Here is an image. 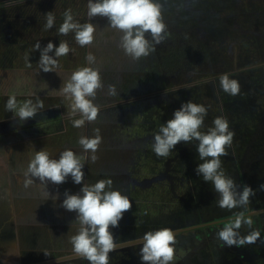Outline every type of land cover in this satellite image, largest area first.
<instances>
[{
  "label": "rangeland",
  "instance_id": "obj_1",
  "mask_svg": "<svg viewBox=\"0 0 264 264\" xmlns=\"http://www.w3.org/2000/svg\"><path fill=\"white\" fill-rule=\"evenodd\" d=\"M179 1L170 0V2L164 3V22L168 32L165 41L177 32L186 34L187 30L191 29H189V24L194 25V30L198 31L200 35L209 38L200 41L205 42L204 45L201 43L198 45L200 51L203 48L206 52L199 56L201 60L196 65H192L194 64L192 63L189 66L186 65L184 69L170 73L167 76L166 85H169L171 90H177L193 86L201 80L206 79L207 81L212 78V75L223 74V72L231 74L229 78L236 79L241 86L240 93L248 92V99L251 101L247 100L249 106L246 108L247 111L238 108L243 99L237 97L238 95H228L222 90L219 83V86L210 83L206 87L208 96L210 99H218L213 95L215 92H220L226 98H233V101H228L227 107L224 108L225 117L227 120H231L230 123L238 121L243 123L246 128V125L251 121L261 119V112H256L259 111V106H256L254 96L264 91L263 79L246 71L251 69L256 73L264 70V0H191L188 3L190 6L187 11L177 12L176 7ZM161 2L163 3L162 0ZM201 3L203 4L201 9L195 10ZM87 4L88 0H23L0 11V18L14 20V23L11 22L10 28L7 29V43L0 35V101L1 99L7 101V95H15L18 102L21 103L28 99L35 101L37 97L43 101L44 109L39 113L45 123L40 127L43 136L34 140L36 147L58 156L66 148H71L75 153L82 154V149L78 144L79 138L81 136L92 137L95 135L94 129H99L102 143L96 153L98 156L96 162L102 168L108 167V164L103 165V156L109 153L110 163L119 164L127 171L126 179L144 178L143 174H139V161H135V154L138 152L137 149L141 148L140 146H146L149 143L144 141L146 136H143L145 134L143 130L130 125L129 122L132 124L138 122L143 106L148 100L147 95L118 99L113 103L103 105L94 102L100 108L97 120L86 123L81 128H75L67 115L66 101L57 94L58 89L63 86V82L70 74L77 68L86 65L85 57L89 52L96 57L95 65L100 64L101 71L105 70L102 74L104 88L107 85L106 71L114 69L116 72H120L124 69V64L127 63V56L115 50L118 48L116 43L119 42L120 34L108 27V20L105 17L97 16L89 21ZM209 8L211 10H208ZM66 9H71L74 19L80 23L90 22L96 25V38L92 45L82 48L75 42L74 33H69L67 36L58 34L57 29L63 22V13ZM219 9H226L228 13L219 11ZM175 10L176 12H174ZM49 11L55 16V24L52 29L46 31L44 24ZM17 22H20L21 30L16 28L15 23ZM0 24L2 23L0 22ZM173 29L177 30L173 32L174 35H172ZM61 40L67 41L72 50L67 56L59 58L60 66L56 70L59 75L56 72L39 70L40 53L38 50H33V45L39 41L43 47L51 41L58 46ZM242 44H245V47ZM247 45L248 47H246ZM2 50L4 53L1 52ZM82 57H84L83 61ZM7 59L8 61L4 63ZM254 85L261 87L257 88L258 92H253L255 95L251 93V88ZM201 88L203 89L204 86L197 89L201 90ZM7 114L14 116L11 111H8ZM258 135L256 147L251 148L249 154L253 165L245 169L249 177L247 185L255 190V195L251 197V205L264 209V190L260 188V185L264 184V126ZM30 153L32 154L31 150ZM89 163L91 162L86 161L82 169L84 173L82 183L86 181L85 174ZM119 177L122 175L120 174ZM68 179H71V176ZM76 188L79 193L81 187Z\"/></svg>",
  "mask_w": 264,
  "mask_h": 264
},
{
  "label": "clouds",
  "instance_id": "obj_2",
  "mask_svg": "<svg viewBox=\"0 0 264 264\" xmlns=\"http://www.w3.org/2000/svg\"><path fill=\"white\" fill-rule=\"evenodd\" d=\"M164 4L161 0H88L87 17L89 21L97 16L108 20V27L116 30L119 36L118 47L133 61L148 57L156 51V46L163 43L167 36V25L164 22ZM55 16L49 11L46 14L44 29L54 27ZM96 25L80 23L74 19L71 9L63 13V22L59 25V35L67 36L74 33V40L80 47L94 43ZM33 50L40 53L38 66L44 72H56L59 58L67 56L72 50L67 41L61 40L58 46L49 41L41 47L39 41L33 45ZM86 65L74 70L58 89V95L66 101L67 115L75 128H81L86 123L95 122L100 108L94 103L98 90H103L99 68L93 67L96 57L89 52ZM58 74V73H57ZM59 75V74H58ZM220 86L230 96L240 94V84L227 74L221 75ZM109 96H116V88L109 84ZM5 110L11 111L21 122L35 117L44 109V103L38 97L35 101L28 99L18 102L15 95H7ZM208 109L191 101L182 103L173 112L154 135L152 150L158 157L167 158L174 147L180 143L191 144L196 141V151L200 163L195 171L205 182H210L218 194L217 205L221 209H247L255 190L248 185L240 186L230 176L226 175L221 157L229 155L234 131L230 130L229 122L224 117H216L207 131H202ZM92 137L81 136L78 144L82 154L75 153L71 148L64 149L59 159L50 158L47 150L33 151L22 176V185L28 188L38 179L46 186L50 181L62 184L71 176L73 183L82 184L79 193H64L62 207L75 212L71 222L77 225L76 231L69 236L72 252L88 264H109V253L117 250L118 245L110 226L116 228L123 214L130 211L132 202L128 196L112 188L110 178L98 179L94 183H82V171L86 161L95 163L96 155L102 143L99 129H94ZM264 190V184L260 185ZM253 220L244 211L237 213L227 221L216 233L222 246H244L256 244L261 240L258 230H251L241 235L240 229L252 228ZM176 233L172 228H159L143 234L140 248V259L144 264H172L175 260Z\"/></svg>",
  "mask_w": 264,
  "mask_h": 264
},
{
  "label": "flooded vegetation",
  "instance_id": "obj_3",
  "mask_svg": "<svg viewBox=\"0 0 264 264\" xmlns=\"http://www.w3.org/2000/svg\"><path fill=\"white\" fill-rule=\"evenodd\" d=\"M21 1L23 0H0V11ZM162 1L163 4L170 2ZM190 1L180 0L176 9L187 11ZM202 5L198 4L195 10L201 9ZM13 21L0 18L2 23L0 35L3 36L5 43L8 42L7 29L10 28L11 22L14 23ZM19 23H15L16 28L21 30L22 26ZM203 37L201 35V38ZM1 52L4 53L3 50ZM7 61L8 59L4 63ZM5 104L6 101L1 99L0 264H88V261L72 252L69 243V236L77 228L75 223L71 224L76 213L62 207L65 191L76 194V187H82V184H75L72 179L67 178L62 184L57 185L49 181L44 186L36 179L32 186L23 187L22 173L33 151L45 150L36 147L34 143L35 139L43 136L40 127L45 120L39 113L36 115L37 119L30 118L21 122L17 117L7 114ZM250 150L251 148L245 149L247 155L250 154ZM49 154L50 158L59 159L58 155L51 152ZM89 167L90 165L87 170ZM88 171L85 174V183L91 184L98 180L91 178V172ZM244 179L243 183H239L238 179L237 184L247 185L248 178L245 176ZM154 182L157 180L150 181L145 178L121 180L122 187L124 189L128 187L129 194L126 196L132 202V208L123 214L118 227L110 226L109 230L116 239L118 248L109 253V264H144L140 259L143 234L165 227L172 228L177 238L175 260L172 264H264V244L260 241L252 245L222 246L216 237V233L227 221L244 211L246 216L253 220V225L251 229L247 227L240 229L241 235L258 230L261 240H264L263 208H257L250 203L247 209L237 208L229 211L217 205V198L206 195L190 197L191 202L199 200L201 204L198 201V204L189 203L190 206L183 205L174 210L173 195L168 198L158 195L156 187L152 185ZM132 191L138 193L132 196Z\"/></svg>",
  "mask_w": 264,
  "mask_h": 264
},
{
  "label": "trees",
  "instance_id": "obj_4",
  "mask_svg": "<svg viewBox=\"0 0 264 264\" xmlns=\"http://www.w3.org/2000/svg\"><path fill=\"white\" fill-rule=\"evenodd\" d=\"M222 11L228 13L226 9H222ZM174 12H176V10ZM177 12H180V10L177 9ZM177 29L180 30L178 27ZM189 29L190 30H187L186 34L177 32L175 35L173 32L177 30L173 29L172 35L174 36H171L167 41L157 45L156 51L148 57L133 61L127 56V63L124 64V69L120 72H116L114 69L107 70L108 76L107 80H105L107 83L106 88L98 90L94 100L98 105H103L106 103H113L118 99H130L142 95L148 96V100L143 106L141 117H139L140 119H138V122L134 124L129 122L130 125L140 127L143 130L145 133L143 136H146L144 137V141L149 143L137 149L138 152L135 154V161H139V174H143L146 180H157V182H154L152 185L156 187V193L158 195L167 198L173 195L172 203L175 205L173 208L174 210L179 209L180 206H186L189 203L198 204L199 200L191 202L190 200H192V198L190 197L198 198L206 195L207 197H213L215 199L219 197L215 191L211 192L213 188L211 183L205 182L195 171L197 164L201 162L196 151V141H193L191 144L184 142L178 143L174 147L171 155L164 158L158 157L152 150L154 135L158 133L162 124L172 118L173 112L178 109L182 103L188 101L201 105L205 103V107L209 109V112L207 111V115L204 119V127L201 130L207 131L209 127L213 126L212 122L216 117L226 118L224 108L227 107L228 101H233V98H226V96H223L220 92L214 93V91L213 97L217 96L218 99H210L208 92H206V90H208L206 87L209 86L210 83L220 84V77L224 75L222 73L212 75V78H209L207 81L206 79L201 80L193 85L195 87L188 86L177 90H171L169 85H166V79L170 73L182 68L184 69L186 65L189 66V64L192 63H194L192 65H196L201 60L199 57L203 55H201V53H206L203 48L200 51L198 45L200 43L204 45L203 43L205 42L200 41L209 37L204 35V37L201 38L200 33L194 30L195 26L192 24H189ZM242 45L245 47V44ZM246 47H248V45ZM115 50L118 53L124 54L119 47ZM81 59L83 61L84 57ZM98 66L102 81H104L102 74L105 70L101 71L100 64ZM98 66L95 65L94 67L98 68ZM246 72L256 74L264 81V70L255 73L252 72L251 69H248ZM227 75L231 77V74ZM109 84L115 86L117 92L116 96H109L107 94ZM202 85L204 86L203 89H197ZM257 88L261 87L254 85L253 88H251V93L253 95H255L253 93L254 91L258 92L259 89ZM213 89L218 91L216 88ZM259 93L254 96V101L256 106H259V111L256 112H261V119L258 118L256 121H251L246 125V128L243 123L238 121H232L234 123H230L231 120L229 121L228 119L230 130L235 133L232 146L229 149L234 148L240 150H228L229 155L221 157L222 167L226 175L232 177L236 182H238L239 179V183L245 181V176L249 178L245 168L253 165L252 159L246 154L245 149L256 147V140L259 136L258 133L264 126V91ZM247 94L248 92H244V94L241 92L240 95L237 96L243 99L242 104H239L238 107L242 109V111H247L246 108L249 107L247 100L251 101L248 99L249 95ZM149 95L154 96L149 97ZM100 132L99 130V133ZM241 149H244V151ZM103 157V165L108 164V167L104 166V168H102L98 162L89 163L90 167L88 170L91 172L90 177L93 179L110 178L113 181L112 188L114 190H119L125 195L129 194L128 187L124 189L122 187L123 185L120 184L121 180L126 179L127 171L121 168L119 164H111L109 153L104 154ZM120 174L122 177H119ZM137 193L138 192L132 191L131 195L133 196ZM201 203L202 202L199 201V204ZM188 210H190V208H188Z\"/></svg>",
  "mask_w": 264,
  "mask_h": 264
}]
</instances>
